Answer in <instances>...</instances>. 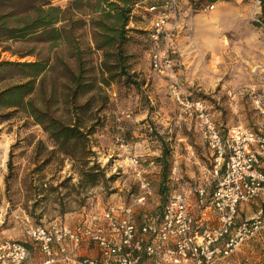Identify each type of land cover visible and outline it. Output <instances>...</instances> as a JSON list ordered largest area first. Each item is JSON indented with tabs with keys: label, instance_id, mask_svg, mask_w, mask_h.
Segmentation results:
<instances>
[{
	"label": "rangeland",
	"instance_id": "rangeland-1",
	"mask_svg": "<svg viewBox=\"0 0 264 264\" xmlns=\"http://www.w3.org/2000/svg\"><path fill=\"white\" fill-rule=\"evenodd\" d=\"M69 1L50 0L59 7ZM210 4L214 7L206 9ZM217 4L193 8L179 0L178 25L161 46L174 50V66L168 74L150 67L147 33L151 16L145 9L137 10L128 23L129 31L119 50L115 46L96 48L101 37L86 23L84 6L83 14L66 15L69 19L61 25L63 39L46 41L32 35L17 41L0 40V91L26 80L27 71L9 62L47 63L42 83L36 85L37 92L31 96L38 106H50L55 116L66 118L76 109L84 124L92 125L91 160L103 174L95 186L73 188L70 163L50 153L51 144L42 128L22 110L0 106V240L24 244L29 257L45 256L26 233L30 225L79 231L92 226L112 203L131 205L139 225L160 215L173 189L187 191L201 184L208 192L213 191L212 153L195 118L185 115L169 96L168 83L175 79L185 94L205 100L218 126L253 127L260 118L252 107L251 91L264 77V25L255 21L262 16L260 0ZM105 51L112 55L106 57ZM104 62L109 72L102 69ZM80 69L83 83L90 90L72 100L70 72ZM103 78L112 81L105 85ZM77 152L78 156L83 153L80 148ZM130 154L142 164L156 158L165 164L160 168L165 176L160 193L151 192L143 202H137L142 190L127 166ZM74 163L80 166V161ZM45 183L59 186L49 194L44 190ZM46 194L48 201L33 205L35 196ZM261 196L239 206L236 227L245 214L264 210ZM81 243L74 249L71 244L68 257L72 256L74 264H81L83 258L99 257L98 247L94 255L77 252ZM53 252L61 253L58 244H53Z\"/></svg>",
	"mask_w": 264,
	"mask_h": 264
},
{
	"label": "built area",
	"instance_id": "built-area-1",
	"mask_svg": "<svg viewBox=\"0 0 264 264\" xmlns=\"http://www.w3.org/2000/svg\"><path fill=\"white\" fill-rule=\"evenodd\" d=\"M213 7L214 4H210L206 9ZM145 11L151 16L147 33L150 67L161 74L171 73L174 50L161 46L178 25L179 0H165L159 6L145 7ZM170 20L173 21L169 27ZM255 21L262 25L259 18ZM168 93L185 115L195 118L212 153L213 191L209 193L207 187L201 184L189 190L196 196L198 205L208 204L212 208L217 216V224L196 229L189 195L186 191L173 189L168 192L159 219H145L139 230L132 206L123 203L109 204L92 226L79 231L65 226L48 228L30 225L26 233L37 242L47 257V263L54 261L53 244H58L59 251L68 256L67 242L74 249L86 238L98 247L99 257L83 258L81 264H142L141 255L136 251H143L150 257L149 264H163L164 254H168L177 264L189 260L193 264H214L218 255H230L243 241L264 227V210L259 209L232 230L239 206L260 195L264 196V77L260 78L258 88L251 91V104L260 118L253 127L242 124L225 128L218 126L206 101L185 94L175 79L169 81ZM127 166L142 190L137 202H143L151 194V184L145 176L143 164L137 156L130 154L127 156ZM137 232L149 235L152 243L142 246L136 239ZM221 239H225L223 246L212 248ZM170 243L172 248L167 247ZM28 258L29 251L24 244L0 240V264H5L7 260L12 264H23ZM260 264H264V259Z\"/></svg>",
	"mask_w": 264,
	"mask_h": 264
},
{
	"label": "trees",
	"instance_id": "trees-1",
	"mask_svg": "<svg viewBox=\"0 0 264 264\" xmlns=\"http://www.w3.org/2000/svg\"><path fill=\"white\" fill-rule=\"evenodd\" d=\"M187 1L193 8H197L200 4L220 0ZM163 2L149 4L145 0H70L65 7H59L53 5L50 0H0V40L17 41L32 35H39L46 41L63 39L65 36L61 25L69 19L66 15L83 14L84 6L86 13L83 15L88 17L85 20L86 23L89 24L94 34L96 32L101 37L99 42H96V48L103 50L115 46L119 50L125 33L129 31L128 23L135 17V12L150 5L159 6ZM260 5L262 8L260 21L264 25V0H260ZM105 20L113 22L107 23ZM104 55L110 57L112 54L105 51ZM117 56L120 58L119 54ZM9 64L27 71L26 80L1 90L0 106L22 110L42 128L51 144L50 153L58 154L61 161L66 159L70 163V170L78 175V182L72 185L73 188L95 186L98 178H103V174L98 165L91 160L94 155L89 145V136L94 132V128H91L92 125H85L78 112L75 111L76 109L73 111L75 114L70 116L68 114L66 118H60L54 115L50 106L37 105L35 98L31 95L37 92L36 85L42 83V75L48 68L47 63L33 61L9 62ZM101 66L104 71H110L105 62ZM82 71L80 69L76 73L70 72L72 85L70 97L72 100L90 90L87 88L88 85L83 83L85 77ZM102 81L108 85L112 79L103 78ZM78 148L83 152L80 156H78ZM162 153L163 157L165 152ZM75 160L80 161V166L75 165ZM7 165L11 168L10 160ZM47 185L45 183V186ZM57 186L49 185L44 190L50 194ZM60 197L59 199L62 200L63 196ZM33 200V205H38L39 202L48 201L49 197L48 194L42 197L35 196ZM59 204L62 205L63 202L61 201Z\"/></svg>",
	"mask_w": 264,
	"mask_h": 264
},
{
	"label": "crops",
	"instance_id": "crops-1",
	"mask_svg": "<svg viewBox=\"0 0 264 264\" xmlns=\"http://www.w3.org/2000/svg\"><path fill=\"white\" fill-rule=\"evenodd\" d=\"M163 1L164 0H145V2L149 4L160 3ZM182 1L188 2L187 0H182ZM217 2H218L217 5L226 4L227 0H220ZM162 162L163 161H161V159L156 158L155 160L146 161L145 164H143L145 176L150 181L151 192L153 193L155 192L160 193L161 191L160 184L161 182H163L165 177L164 173H162V171L160 172V168H162L163 167L162 165H164ZM262 167H264V164H262ZM78 179H79L78 175L76 173H73L72 181L74 182V184L78 182ZM186 192L189 195V206H190V211L194 218V227L196 229H201L204 227L215 226L217 224V216L215 212L212 210V208L208 204L205 206L198 205L196 196L192 194L190 190H187ZM211 192L212 191H209V193ZM261 197L264 198V196ZM160 215L155 216L152 219L158 220ZM245 216L246 217L244 218V220L251 217L252 215L245 214ZM141 224L136 225V228L138 230ZM235 228L236 226L234 223V227L232 228V230H234ZM136 239L139 240L142 246L152 243L150 236L147 234L142 235L140 233H137ZM224 242L225 239H221L219 242L213 244L212 248L219 249L223 246ZM167 247L172 248V243H170ZM71 250H72L71 244L67 243V251L72 252ZM77 252L87 255H94L98 253V250H97V246L93 242L84 239L81 243L80 249ZM136 254L141 255L142 264L150 263L151 258L146 256L143 251H136ZM54 256H55L54 261L47 263L46 262L47 257L40 254H34L33 256L29 257L26 260V262L23 264H74V260L71 258L72 256L70 255L68 257L65 256L64 254L57 253V255L55 254ZM262 259H264V227L260 228L252 237L243 241L242 244L236 250H234L230 255L226 257L218 255L214 264H260ZM5 264H12V263L9 260H7ZM163 264H177V263H174L172 258L168 254H164ZM178 264H193V262L189 260L187 262H180Z\"/></svg>",
	"mask_w": 264,
	"mask_h": 264
}]
</instances>
